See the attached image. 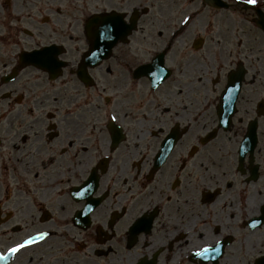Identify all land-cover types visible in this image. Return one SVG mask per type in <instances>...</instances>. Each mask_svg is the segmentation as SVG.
Masks as SVG:
<instances>
[{
  "label": "flooded vegetation",
  "instance_id": "1",
  "mask_svg": "<svg viewBox=\"0 0 264 264\" xmlns=\"http://www.w3.org/2000/svg\"><path fill=\"white\" fill-rule=\"evenodd\" d=\"M262 12L245 0H0V264H255ZM124 14L138 18L130 32L105 25ZM49 47L71 65L62 76L22 56Z\"/></svg>",
  "mask_w": 264,
  "mask_h": 264
},
{
  "label": "snow or ice",
  "instance_id": "2",
  "mask_svg": "<svg viewBox=\"0 0 264 264\" xmlns=\"http://www.w3.org/2000/svg\"><path fill=\"white\" fill-rule=\"evenodd\" d=\"M213 2L214 0H205L206 4H211ZM245 2L248 5L256 6V10L259 12L260 6L262 3H264V0H245ZM197 15H199V12L197 13ZM260 17L261 18H257L254 21V23L257 24L260 28H264V12L260 13ZM191 19H193V17L191 16L185 17L182 23L185 26H187ZM104 23L106 26L109 24L114 25L115 28L117 29V34H119L120 32L126 33V32H130L132 29L138 26V18L136 15L128 17L126 14H124L114 19L104 21ZM93 26L94 25L91 20L86 21L87 28H92ZM163 34L164 33L161 30L160 35L163 36ZM104 38L114 39V37H112L111 35H106L104 36ZM26 62L29 64H37L43 70L50 73L52 77L62 76L64 74L65 67L71 69V65H66L65 63L62 62L60 55L58 53V50L55 48H51V47L46 48L43 51L34 52L32 56L27 58ZM129 67H132V66L129 65ZM218 67L221 68L222 70L226 67L223 60L219 62ZM159 70L160 69L157 68V71ZM228 70L231 71V69H228ZM79 71H80V75L82 76V78L85 80V82H87L89 79V73H88L87 67L82 66ZM151 74L154 75L155 73H151ZM103 91L104 90L102 89L101 92ZM110 120L115 122L117 120V116L111 115ZM121 133H122V127H119L113 124L111 127V135L115 139L118 140L121 137ZM0 143H3V141L0 140ZM37 176H39V173H37ZM98 231L100 232L107 231V229H105L104 224L102 222L98 225ZM26 246L27 245L23 243L19 244L17 247L11 249V252L13 253L18 252L21 248H24ZM6 258L7 257L0 256V259H6ZM253 259H254L255 264H264V249H259L258 251L254 252Z\"/></svg>",
  "mask_w": 264,
  "mask_h": 264
}]
</instances>
